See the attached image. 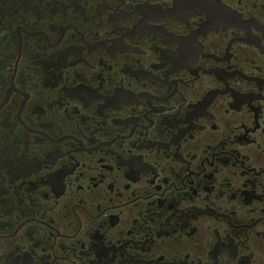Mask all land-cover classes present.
<instances>
[{
  "label": "flooded vegetation",
  "instance_id": "obj_1",
  "mask_svg": "<svg viewBox=\"0 0 264 264\" xmlns=\"http://www.w3.org/2000/svg\"><path fill=\"white\" fill-rule=\"evenodd\" d=\"M0 264H264V0H0Z\"/></svg>",
  "mask_w": 264,
  "mask_h": 264
}]
</instances>
